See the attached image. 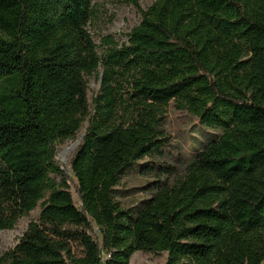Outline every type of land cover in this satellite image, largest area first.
Returning a JSON list of instances; mask_svg holds the SVG:
<instances>
[{
	"label": "trees",
	"instance_id": "1",
	"mask_svg": "<svg viewBox=\"0 0 264 264\" xmlns=\"http://www.w3.org/2000/svg\"><path fill=\"white\" fill-rule=\"evenodd\" d=\"M93 1L0 0V231L41 209L0 264H264V0H124L141 22L103 55ZM170 107L220 134L126 209L115 189L163 154ZM85 125L74 182L57 145Z\"/></svg>",
	"mask_w": 264,
	"mask_h": 264
},
{
	"label": "rangeland",
	"instance_id": "2",
	"mask_svg": "<svg viewBox=\"0 0 264 264\" xmlns=\"http://www.w3.org/2000/svg\"><path fill=\"white\" fill-rule=\"evenodd\" d=\"M155 1L140 0V7L147 9ZM93 5L94 17L89 24V30L97 44L100 55H103L108 49L105 42L107 39H111L119 45L128 41L129 33L141 22V14L139 9L127 4L124 0H94ZM98 73L101 76L102 68ZM87 79L90 87L89 98L92 100L100 89L101 81L97 75ZM86 130L87 125L74 139L57 145L56 161L64 171L72 176L74 182L76 179L71 173V162ZM161 131L168 145L163 154L138 163L115 189L116 202L126 209L138 211L142 204L151 198L155 192L153 185L159 179L166 178L158 170L159 166L170 165L182 170L187 161L209 144L212 138L220 134V131H213L203 126L188 111H177L174 107L169 108L161 125ZM146 167L149 168L145 171ZM72 194L75 203L79 205L74 186ZM40 214L41 209H38L29 217L22 218L13 230L0 231V258L20 243L30 224L39 221ZM96 231L99 241L102 243L103 236L98 229ZM167 261V253L157 255L136 252L131 258V264H167Z\"/></svg>",
	"mask_w": 264,
	"mask_h": 264
}]
</instances>
